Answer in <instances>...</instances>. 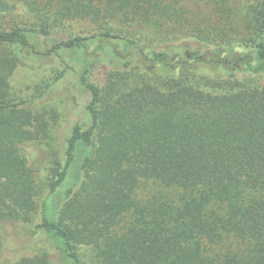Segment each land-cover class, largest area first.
Returning <instances> with one entry per match:
<instances>
[{"label":"trees","instance_id":"16d2710c","mask_svg":"<svg viewBox=\"0 0 264 264\" xmlns=\"http://www.w3.org/2000/svg\"><path fill=\"white\" fill-rule=\"evenodd\" d=\"M26 1L45 23L0 24V253L3 226L28 225L38 211L36 227L58 264H84L78 246L104 264H264V0L247 21L257 40L240 42L220 30L232 0ZM106 16L151 23L174 38L152 44L104 25L55 38L66 21ZM48 56L77 74L88 102L37 204L34 171L19 149L46 137L47 124L29 100L10 98L9 78L18 58ZM102 64L109 69L100 85L93 72ZM123 73L162 85L117 90L111 79ZM195 78L228 89L186 83ZM141 182L183 194L176 203L137 199ZM9 264L50 260L39 252Z\"/></svg>","mask_w":264,"mask_h":264},{"label":"rangeland","instance_id":"374dc122","mask_svg":"<svg viewBox=\"0 0 264 264\" xmlns=\"http://www.w3.org/2000/svg\"><path fill=\"white\" fill-rule=\"evenodd\" d=\"M259 0H232L229 10L224 16V24L220 30H226V38L233 42L257 40L247 21L252 19L258 10ZM9 9H2L0 4V24L2 28L11 25L38 26L45 23L41 20L42 14L31 10L26 0H0ZM199 18H207V11L202 7ZM201 19V20H202ZM94 22L88 19L66 21L60 25V33L55 36L57 41L66 40L69 36L88 35L99 29L100 25L112 31L131 36L137 40L152 44H163L174 37L169 31L155 27L151 23H130L126 25L118 17L106 16ZM213 25H218L213 17ZM203 26V25H202ZM211 35L213 34L210 31ZM180 42V41H177ZM50 45V42L48 43ZM1 50V49H0ZM108 67L98 65L93 72V79L100 85L106 84ZM64 65L54 56L46 58H18L17 65L9 78V92L12 99H26L30 101V109L35 114H41L47 124V135L42 139L21 145L19 153L34 171L35 182L38 188L37 204L47 192L51 170L55 164L61 162L62 150L71 128L75 124L86 120L85 106L88 94L78 85L77 74L73 71H64ZM61 75L59 76L60 72ZM59 76V78H57ZM111 82H120L116 88L129 89L141 82L162 85V81L155 78L125 73L111 79ZM250 79H239L240 85H247ZM187 84L209 92H224L227 84L218 83L213 78H195L186 81ZM233 86H236L234 84ZM183 192L180 189L165 188L154 182H141L136 198L147 200L156 198L178 202ZM52 206V205H51ZM39 223V212L32 215L28 225L6 224L3 226V246L0 253V264H9L24 254L46 252L50 264H58L57 255L44 235L36 227ZM77 253L84 264H104L96 251L88 246H78Z\"/></svg>","mask_w":264,"mask_h":264}]
</instances>
